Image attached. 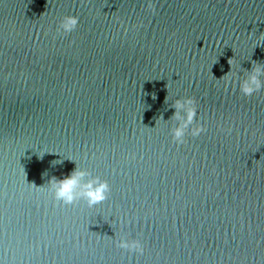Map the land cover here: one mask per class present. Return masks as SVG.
<instances>
[{"label":"water","instance_id":"95a60500","mask_svg":"<svg viewBox=\"0 0 264 264\" xmlns=\"http://www.w3.org/2000/svg\"><path fill=\"white\" fill-rule=\"evenodd\" d=\"M154 8L0 0L3 264H264V87H239L264 66V0ZM66 15L76 28L57 31ZM186 97L204 131L177 144ZM77 167L105 201L54 198L48 179Z\"/></svg>","mask_w":264,"mask_h":264},{"label":"clouds","instance_id":"9594fccd","mask_svg":"<svg viewBox=\"0 0 264 264\" xmlns=\"http://www.w3.org/2000/svg\"><path fill=\"white\" fill-rule=\"evenodd\" d=\"M146 5L149 10L155 11L154 0H146ZM77 24L78 18L76 16H63L59 21L57 31L62 30L64 33H69L76 28ZM228 62L230 65H233L232 59H229ZM227 76L228 74L224 77ZM262 76H264V66L254 65L246 78L240 80V91L245 96H250L254 92L259 91L264 87V81L261 80ZM174 107L176 111L173 118L178 122L171 128L174 142L183 144L186 134L190 133L195 137L204 131L202 124L199 122L194 124V120L197 117V108L193 98L176 99ZM86 177L87 179H85ZM47 186L56 200L62 201L64 204H72L76 200L83 199L88 207L105 201L110 192V186L106 180L101 179L99 176H92L88 171L82 170L79 167L63 178L51 176L47 181ZM117 243L118 247L135 251L138 254H142L144 251L143 245L138 239L128 240L121 238ZM0 264H3V262L0 261Z\"/></svg>","mask_w":264,"mask_h":264}]
</instances>
